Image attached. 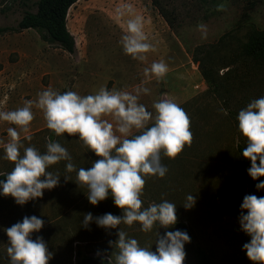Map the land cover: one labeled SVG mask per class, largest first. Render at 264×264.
Wrapping results in <instances>:
<instances>
[{
    "label": "rangeland",
    "instance_id": "obj_1",
    "mask_svg": "<svg viewBox=\"0 0 264 264\" xmlns=\"http://www.w3.org/2000/svg\"><path fill=\"white\" fill-rule=\"evenodd\" d=\"M35 1L0 0V26L14 25L24 9H34ZM159 2L171 25L151 0H77L66 17L75 40L72 53L43 41L31 28L0 34V111L23 106L28 99L35 101L37 93L49 87L88 95L101 86L129 92L140 86L148 92L139 95L138 103L148 111H153L154 101L173 99L189 117L191 143L174 158L161 155L167 172L163 177H145L140 196L143 206L161 200L177 205V221L168 230H182L177 224L182 223L190 237L184 245L183 264H198L200 249L210 264H249L241 248L249 237L239 229V204L245 194L264 196V189L257 191L254 185L258 182L247 179L241 171L236 145L244 144V138L235 117L250 100L264 95V63L241 53L247 35L264 30V0ZM123 4L132 6L131 15L143 18L147 41L153 45L144 53L143 61L125 54L119 43L129 16L118 19L115 9ZM198 24L204 27L197 28ZM161 59L168 65L167 73L160 79L151 74L145 77L143 69ZM199 61L219 83L216 88L202 77ZM32 112L27 131L20 133L24 146L43 152L47 142L57 141L77 168L90 167L98 159L76 134L57 136L49 130L35 105ZM107 119L111 121V117ZM9 126L16 127L0 121V157L2 144L9 139ZM25 136H31V140H25ZM65 163L49 166L47 170L58 173L60 180L51 190H43L42 197L21 206L10 196H0V229L23 216L37 215L45 223L32 238L39 235L46 242L52 253L47 264H76L77 250L111 264V252L116 249L108 241L116 239V229L99 228L94 223L84 228L80 222L87 212L93 216L120 215L121 210L113 205L111 197L94 206L89 204L87 189L76 180L75 172L65 170ZM12 167V162L0 158V173ZM187 194H193L196 200L186 210L181 205ZM119 227L140 246L155 249V229L142 232L135 222ZM158 231L162 234L164 229ZM6 247L7 237L0 230V264H8Z\"/></svg>",
    "mask_w": 264,
    "mask_h": 264
},
{
    "label": "clouds",
    "instance_id": "obj_2",
    "mask_svg": "<svg viewBox=\"0 0 264 264\" xmlns=\"http://www.w3.org/2000/svg\"><path fill=\"white\" fill-rule=\"evenodd\" d=\"M131 13L130 4L115 9L118 19L129 16L119 43L125 54L143 61L144 53L153 45L147 41L143 18ZM203 27L197 25V28ZM167 71L168 65L162 59L143 69L145 77L151 74L157 79ZM147 92V88L140 86L132 92L101 86L94 94L81 95L49 87L38 92L35 101L28 99L23 106L0 111V121L16 126L7 128L9 139L2 144L3 156L0 158L12 162L13 167L9 172L0 173L3 176L0 196H10L21 206L42 197L43 190H51L60 180L58 173L47 169L65 161V170L75 172L76 180L87 189L89 204L94 206L111 197L113 205L121 210L120 215L104 213L93 216L87 212L80 222L84 228L94 223L99 228L116 229V239L108 241L116 249L111 252V264H183L184 245L190 237L184 230H168L177 221V205L161 200L143 206L140 196L146 176L163 177L166 174L161 155L174 158L191 143L190 120L171 98L154 101L153 111L146 110L138 99L141 93ZM33 105L42 111L49 130L57 136L76 134L98 159L92 161L90 167L77 168L67 149L57 141L47 142L43 152L31 145L24 146L20 133L26 132L33 120ZM107 117H111V121ZM235 119L237 130L244 138L245 146L240 154L250 164L247 175L256 180L264 176V95L250 100L237 112ZM24 139L31 140V136ZM254 187L257 191L264 189V180ZM195 200L193 194H187L181 206L190 209ZM237 220L239 229L249 237L241 246L246 258L252 264H264V196L245 194L239 204ZM134 222L142 232L155 229L154 250L140 246L119 227L121 224L131 226ZM44 223L37 215H26L0 229L7 237L8 264H47L52 253L46 242L39 235L32 238ZM158 229H164L163 233ZM96 254L101 253L97 251Z\"/></svg>",
    "mask_w": 264,
    "mask_h": 264
},
{
    "label": "trees",
    "instance_id": "obj_3",
    "mask_svg": "<svg viewBox=\"0 0 264 264\" xmlns=\"http://www.w3.org/2000/svg\"><path fill=\"white\" fill-rule=\"evenodd\" d=\"M77 0H36L34 9L26 8L23 10L21 17L14 25L0 26V34L6 32H18L23 29L31 28L37 31L39 37L48 43L56 44L61 49L72 53L75 50V40L73 35L67 28L66 17L69 7ZM151 3L158 8L159 13L165 18L168 24L171 23L167 14L160 6L159 0H151ZM27 4H25L26 6ZM171 25V24H170ZM241 53L248 59H253L256 62L264 63V30H256L247 35V40L242 44ZM199 70L202 77L216 88L219 83L208 73L204 67L203 61H199ZM233 110L230 111L233 117ZM245 145L238 143L236 152L238 161L243 175L252 180L246 172L250 166L249 161L241 156V151ZM6 173V172H3ZM3 179V176H0ZM264 180V176L258 177L254 182ZM182 230L185 226L182 223H177ZM76 264H110L102 257L84 256L80 250L76 251ZM198 264H210L206 253L199 250ZM249 264H252L250 262Z\"/></svg>",
    "mask_w": 264,
    "mask_h": 264
}]
</instances>
